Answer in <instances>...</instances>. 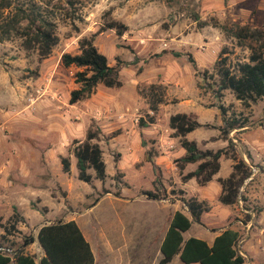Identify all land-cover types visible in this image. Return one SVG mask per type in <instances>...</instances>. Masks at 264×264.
Instances as JSON below:
<instances>
[{"label": "rangeland", "instance_id": "rangeland-1", "mask_svg": "<svg viewBox=\"0 0 264 264\" xmlns=\"http://www.w3.org/2000/svg\"><path fill=\"white\" fill-rule=\"evenodd\" d=\"M15 2L23 8L39 6L40 12L53 20L58 42L48 57L40 58L37 52L25 51L19 37L12 35L9 40L0 41V243L9 246L13 253L23 249L38 264L42 256L40 246L37 241L25 246V241L35 239L43 225L73 220L92 242L95 264H137V257L141 256L145 262L142 264H158L154 246L136 254L132 245L141 242L140 228L144 222H139L137 231L136 222L124 221L131 216V210L149 205L142 199L119 200L144 197L143 192L153 191L156 170L136 169L163 151L180 150L179 138L173 136L168 125L179 101H185L182 108H195L199 113L195 118L208 125L197 129L200 132L195 137L215 148L221 141L227 142L221 132L223 119H247L250 131L258 128L264 133V99L245 108L230 91L216 92L215 64L220 52L225 51L222 58L234 71L239 63L247 61L249 43L227 36L212 25L217 21L220 25L247 24L264 30V0ZM108 20L120 22L127 27L126 32L118 36L113 30H104ZM91 35L94 46L106 56L109 65L119 66L122 86L98 85L88 98L70 105V92L78 88L75 74L83 69L64 67L61 58L63 54H78L79 40ZM176 53L180 56L176 57ZM153 84L161 86L162 103L149 92ZM169 90L174 93L168 95ZM121 104L133 106V113L138 111L137 123L131 110L123 119L118 118L120 112L126 111L121 110L125 106ZM155 104L157 110L152 112ZM102 108L110 110L111 115L98 120L96 114ZM106 120H115L114 127H106ZM90 128L100 132L96 142L102 150L106 174L111 177L86 184L77 179L73 148L84 141ZM241 133L234 130L228 138L234 143L237 157L251 171L249 181L264 183V151H260L257 161L250 162ZM140 148L146 151L145 157ZM128 149L140 151V163L135 168L131 167L133 153ZM148 152L151 156L147 158ZM62 157L70 160L69 174L62 173ZM118 168L130 185L124 182ZM224 168L225 164L220 170L222 177L226 175ZM157 173L161 195L186 212L183 200L189 199L188 191L191 193L195 186L183 188L188 181L183 182L177 171ZM245 181L238 191L236 205L256 211L259 205L247 201ZM96 199H100L96 206L89 208ZM240 214L243 221L250 216ZM201 226L193 223L183 239L193 237ZM119 244L124 249L115 252ZM178 262L181 263L175 257L171 264Z\"/></svg>", "mask_w": 264, "mask_h": 264}, {"label": "trees", "instance_id": "trees-1", "mask_svg": "<svg viewBox=\"0 0 264 264\" xmlns=\"http://www.w3.org/2000/svg\"><path fill=\"white\" fill-rule=\"evenodd\" d=\"M26 7L16 4L15 0H0V41L9 40L14 35L22 39L21 46L25 51H34L40 58H46L58 42L55 35L56 26L53 20L40 12L39 6ZM212 25L220 28L227 36L249 43L250 55L247 61L239 63L234 71L227 66L226 58H222V55H225L224 50L220 52L215 64L218 78L216 92L220 94L223 91H230L243 107L249 108L250 104L264 99V30L247 24L220 25L217 21ZM103 29L113 30L118 36H122L127 27L120 22L108 20L103 25ZM93 37L94 35H91L79 40L78 54L62 55L64 67L75 66L83 69L75 74L78 88L70 92V105L88 98L98 85L106 88L122 86L119 66L109 65L106 56L94 46ZM175 56L179 57L180 54L176 53ZM190 61L194 64L193 60ZM149 92L152 96H158V103L163 102L164 93L161 91V86L150 85ZM156 104L151 107V111L157 110ZM223 121L224 127L221 128V132L225 136L227 146L216 151H202L195 141L186 138L189 133L208 126L199 123L195 115L185 113L172 115L168 125L173 131V136L179 138L180 147L184 150V154L174 160L183 182L194 179L199 186H205L219 172L221 158L225 157L233 161L229 176L226 179H218L221 186L218 202L228 206L236 204L238 191L244 181L250 177L251 171L245 161L237 157L234 143L228 138L230 132L248 127V120L232 118ZM140 123L143 126L141 121ZM99 133L98 128L88 129L84 141L73 148L77 179L86 184H91L93 180L104 182L107 178L102 150L96 142ZM148 155L151 156V153H147V158ZM60 164L62 172L69 174L70 160L62 157ZM188 164H197V166L193 171L183 175V170ZM153 185V191L143 192L146 199H164L159 190L162 185L158 173ZM98 201L99 199H96L89 208L94 207ZM183 204L189 216L180 211H176L172 216L160 246L162 258L158 264H167L174 257H178L182 264H245V259L236 249L239 233L233 229L223 230L211 246L193 237L184 240L182 234L188 231L193 223L201 224V216L209 211V205L193 197L183 200ZM35 241L43 251L38 264H94L90 245L73 220L41 226L36 238H29L25 241V246ZM0 264H37V262L33 255L26 254L20 249L13 259L0 256Z\"/></svg>", "mask_w": 264, "mask_h": 264}, {"label": "crops", "instance_id": "crops-1", "mask_svg": "<svg viewBox=\"0 0 264 264\" xmlns=\"http://www.w3.org/2000/svg\"><path fill=\"white\" fill-rule=\"evenodd\" d=\"M255 27V26H254ZM258 28V27H256ZM170 92L174 93L173 90L168 91V95H170ZM70 97V96H69ZM69 101V100H68ZM185 101H179L176 104V110L173 112L172 115L178 114V113H185V114H193L195 116H198L199 113L195 108H192V106H187V108H182L183 103ZM116 105H119L118 103H115ZM125 105L121 107L122 109H129L131 110L130 112L133 113V106H126L127 104H121ZM185 107V105H184ZM181 108V109H180ZM254 109V106H252ZM264 106L261 108L263 109ZM118 110V109H117ZM117 112V111H116ZM138 112V111H137ZM153 112V111H152ZM148 113H151L149 111ZM253 113H255V110H253ZM111 115V114H110ZM109 115V116H110ZM171 115V116H172ZM108 116V117H109ZM170 118V117H169ZM115 121V120H113ZM111 120H106V127H114L115 122ZM201 124H205L200 118L197 120ZM104 122V121H103ZM264 126V123H263ZM260 128V127H259ZM264 128V127H263ZM250 127H245L243 129H238L241 131V142L247 147V158L250 160V162H255L257 161V157L261 156L260 151H264V133L263 131H257V129H254L252 131L249 130ZM256 131V132H255ZM196 132V133H195ZM200 132V131H198ZM196 130L189 133L186 138L188 140H193L196 142L198 148L202 151L204 150H212L215 151L216 149H223L226 147L227 142L221 141L217 148L212 146L210 142H205V140H199L195 136L198 133ZM128 135V133H127ZM137 138L139 141V136L140 133H137ZM130 139V137H129ZM127 139V140H129ZM233 139V136H232ZM235 140V139H234ZM132 145H136V142H133ZM139 145V143H138ZM142 157L146 156V151L140 148ZM132 154V160L130 161L131 167L135 168L134 166L138 163H140L139 155L140 151L138 150H133V149H128ZM184 154V150L180 148V150L177 151V153L172 152L171 150H166L163 151L162 154L155 155L152 157L150 161L144 162L143 165H141L138 169H142L143 167H148L151 169H155V178H156V173L159 172V170L162 172V174L166 175V173H169L172 171L173 173L177 171L174 160L179 158ZM244 156V154L242 155ZM122 157L120 156V159ZM119 159V160H120ZM118 160V161H119ZM104 161V160H103ZM228 160L227 158L223 157L220 159V169L219 172L213 177V179L205 186H198L197 183L194 180H189L187 183L182 186L183 188L192 187V185L195 186V188H192L191 193L188 191V197L189 198H196L199 201H205L209 205V211L206 213H203L201 216V224L198 225H203L201 226V229H198L195 233L193 238H197L200 240L205 241L208 246H211L214 239L225 229L230 228L239 233V239L236 244V247L239 248L241 252L244 253L246 256L245 258V264H264V183L258 182H246L247 184L245 186V195L247 197V201H250L254 204L259 205V209L256 211H253L251 209H243V207L240 209L236 204L235 205H222L218 202V197L221 193V186L218 183V179H226L229 174L232 172V165L233 161ZM105 163V162H104ZM115 163V162H114ZM118 163V162H117ZM116 163V164H117ZM223 164H225V170H226V175L225 177H222L220 175V170L223 168ZM71 167V166H70ZM119 169V168H118ZM172 169V170H171ZM194 164H188L185 166L183 170V175L193 171ZM123 173V179L124 182L129 184V182L126 179L125 173L123 170L119 169ZM170 170V171H169ZM63 173V172H62ZM178 173V171H177ZM179 177L181 178V175L178 173ZM111 177L107 175V178ZM154 178V180H155ZM264 182V181H263ZM130 185V184H129ZM131 187V186H130ZM125 190L129 191V188H125ZM124 190H122L123 196L126 195L124 194ZM108 194V193H107ZM106 198V197H103ZM134 199H142L145 200L146 204L149 205L148 207H145L141 210H131L132 214L130 213L124 221H133L136 222L134 224V229L136 227H140L139 222H144L143 226L140 228V230H143V235H142V240L141 242L133 243L134 240H132L133 244L135 245L134 250L136 251V254L138 252L143 253L142 250L143 248H151L154 246L155 250H157V256L158 259L160 260L162 258V255L160 253V246L161 243L165 237V234L167 232V229L169 227L170 220L174 213L176 211H180L183 214L187 215V209L186 212L182 210H178L176 208V205L174 203L169 204L167 200L161 199V200H148L146 197H126L123 199H120L119 201L123 202H130L133 201ZM100 200V199H99ZM99 202V201H98ZM97 202V203H98ZM96 206V205H95ZM249 213L250 216H246V220H242V215L240 213ZM70 221V220H68ZM67 222V221H65ZM78 227L80 228L83 236L85 237L86 241L89 243L91 251L94 256V264H95V252L93 249L92 242L89 240V238L86 237L85 233L83 232L80 224L75 221ZM146 226H150V229H146ZM226 226V227H225ZM191 228V227H190ZM138 231V230H137ZM187 232V231H186ZM184 232V233H186ZM183 233V234H184ZM182 234V236H183ZM191 238V237H189ZM123 244V243H122ZM119 244L117 245V248L115 249V252L117 251H122L124 249V245ZM142 246V247H141ZM111 249V247L109 248ZM111 251V250H110ZM114 251V250H112ZM42 256H43V251H42ZM175 258V257H174ZM173 258V259H174ZM171 262L167 264H171ZM179 259V258H178ZM144 262V257H137V264H142ZM179 264V262L177 263ZM182 264V263H180Z\"/></svg>", "mask_w": 264, "mask_h": 264}, {"label": "built area", "instance_id": "built-area-1", "mask_svg": "<svg viewBox=\"0 0 264 264\" xmlns=\"http://www.w3.org/2000/svg\"><path fill=\"white\" fill-rule=\"evenodd\" d=\"M129 111H130L129 109H126V111L124 110L123 112H120V114L118 115V118L123 119L125 117L124 115L128 114ZM110 113H111L110 110H108L106 108H102V109H100L97 112L96 119L99 120L102 116L108 117ZM133 116H134L133 117L134 122L137 123L138 122V118H139L138 117L139 115H137V111H135V113H134ZM250 179L251 178L249 177L248 179H246L245 182L249 181ZM236 249H237L239 255L242 256L245 259L246 256L244 255V253L241 252V251H239L240 250L239 248L236 247ZM15 254L16 253H13L12 250H11V248L9 246L0 243V256H2V257H10L11 259H13V257L15 256Z\"/></svg>", "mask_w": 264, "mask_h": 264}]
</instances>
